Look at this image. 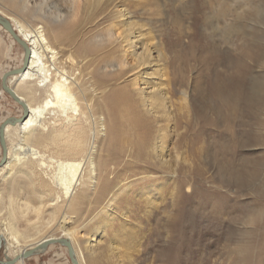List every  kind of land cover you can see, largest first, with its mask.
<instances>
[{
	"label": "rangeland",
	"instance_id": "1",
	"mask_svg": "<svg viewBox=\"0 0 264 264\" xmlns=\"http://www.w3.org/2000/svg\"><path fill=\"white\" fill-rule=\"evenodd\" d=\"M39 1L30 0L29 8L38 6ZM116 1L132 12L128 22L133 28L149 33L146 41L153 44L152 55L163 68L166 88L176 104L175 129L168 141V165L157 163L150 151L156 140L153 120L139 118L149 129L147 149L130 156L133 162L126 166L131 173L117 169L110 174L108 186L115 190L117 180L123 183L126 177L141 176L132 194L159 182L157 200L145 208L142 198L119 196L112 210L115 217L109 237L98 253L85 256V264H264V0H102L98 6L96 0H83L72 25L65 20L68 7L64 0H41V15L66 26L63 30L71 44L59 45L61 51L77 50L101 41L99 29L108 23L105 20L111 17ZM0 9L27 26L34 27L35 22L41 25L37 22L41 20H26L22 12L1 0ZM224 11L228 14L221 15ZM237 14L236 27L228 28L235 17L238 19ZM98 18L104 23H95ZM22 54L10 35L0 31V77L21 64ZM100 66L102 71L115 67ZM182 92L187 93L185 102ZM223 97L228 98L227 105ZM130 102L131 111L138 110L137 102L131 98ZM20 114L19 105L0 92V122ZM118 114L116 121H123ZM122 128L123 134L109 142L107 129H102L93 157L106 146L119 152L118 141L128 132L126 126ZM14 140L10 135L9 141ZM121 155L125 160L127 156ZM14 173L0 178V207H8V196H14L22 207L14 206L12 215L8 208H2L0 225L10 222L25 237L59 234L57 222L66 203L50 204L56 189L48 180L36 178L38 175L28 174V179L27 173ZM99 193L83 197L66 211L71 217L67 226L77 228L74 235L80 245L103 220H92L103 203ZM120 224L126 227L121 236L115 235L110 247ZM49 249L15 264H72L66 247L54 244ZM4 253L2 247L0 257Z\"/></svg>",
	"mask_w": 264,
	"mask_h": 264
},
{
	"label": "bare ground",
	"instance_id": "2",
	"mask_svg": "<svg viewBox=\"0 0 264 264\" xmlns=\"http://www.w3.org/2000/svg\"><path fill=\"white\" fill-rule=\"evenodd\" d=\"M1 1L6 2L18 12H22L26 20H41L37 21L41 25L34 21V27L27 26L0 9V14L11 22L15 31L30 49L29 61L25 70L7 79L8 86L25 102L28 113L22 122L7 125L4 129L6 160L0 165V178L13 176L15 171L27 173V177L28 174L31 177L38 175L36 178L48 180V183L56 189L50 204L66 203V209L57 222L60 228L59 234L51 233L40 236V238L36 236V239L31 236L25 237L15 230V225L2 222L0 235L2 236V247L5 248L3 259H11L47 238L62 237L67 238L71 243L77 264H85V256L91 257L98 253L102 243L109 237L108 232L115 217V212L112 210L117 198L121 195L132 194L133 185L142 179L141 176L130 180L126 177L123 183L117 180L115 190L108 186L111 183L110 174L117 169H124L128 172L129 167L126 165L133 162L130 156L147 149L149 129H147L148 126L140 124L139 118L142 116L152 118L151 123L155 126L156 132V140L150 144V151L155 159L152 160L165 165L170 150L168 141L172 139L175 129L172 122L176 104L172 102V94L166 88L163 68L156 64L158 60L152 55L151 46L153 44L148 43L149 39L146 41L149 33H143L132 27L133 24L128 22L132 12H127V8L120 2L116 1L113 4L111 14L109 13L111 17L105 20L108 23L103 24L104 20L100 18L95 21V23L100 22V25L103 24L98 33L100 42L81 45L77 50L61 51V46L58 48L59 45L71 44L66 39V31L63 30L66 26L60 22L49 21L47 16L41 15L43 8L41 0L38 6L31 8L28 6L30 0ZM64 1L68 7L65 20L68 19L67 24L72 25L79 17L83 0ZM101 1L96 0L97 6ZM226 13L227 11H224L221 15ZM237 15L238 19L235 17L228 28L232 29L234 25L236 27L239 20V14ZM0 31L8 34L1 25ZM20 47L24 54L23 47ZM98 61L100 65L113 64L115 67L112 70L102 71ZM150 68H153L152 71L147 72ZM1 77L0 88L2 89ZM228 82L226 81L227 84ZM238 84V86L241 85L239 82ZM117 87L119 93H117ZM2 91L6 93L3 89L0 90ZM182 95L181 100L185 102L187 93L182 92ZM238 95L241 96V94ZM125 96L129 97V100ZM130 98L137 102L138 110L131 111L134 108L131 107ZM227 100L228 98L225 97L223 104L227 105L229 102ZM14 102L19 105L16 101ZM125 105L127 108L124 107ZM19 107L22 113V107L20 105ZM121 108H123V113ZM117 114L121 118L124 117L123 121H116ZM104 124L107 127L103 128ZM124 126L128 132L121 141H118L119 152L110 151V147L106 146L93 157L94 144L98 138L102 137V129H107L109 136L107 142H109L112 137L115 139L123 134L122 127ZM12 134L15 140L10 142L9 136ZM122 153L127 156L125 160L120 159ZM160 185L161 183L158 182L156 186L148 184L143 188L140 187L134 191L135 194L132 196L142 198L145 208L152 207L154 201L157 200L158 194L156 193H159L157 189ZM175 190L174 185L172 194ZM96 191L100 192V202L103 201V203L92 215V220H103L98 221V227L92 228L90 234H86L81 242L83 247H81L82 245L76 241L74 235L77 228L67 226L71 217L66 211L74 208L80 199L83 197L85 199ZM15 199L14 196H8L9 205L0 207V212L3 211L2 208H8L12 215L14 206L22 207V204H16ZM51 223L49 222L48 225ZM125 227V224H120L117 232L113 233L110 247L116 240L115 235L116 237L121 236ZM22 259L18 262H22Z\"/></svg>",
	"mask_w": 264,
	"mask_h": 264
},
{
	"label": "water",
	"instance_id": "3",
	"mask_svg": "<svg viewBox=\"0 0 264 264\" xmlns=\"http://www.w3.org/2000/svg\"><path fill=\"white\" fill-rule=\"evenodd\" d=\"M0 25L1 27L10 35V37L20 46L23 47L24 50V54H23V58H22V64L19 67L13 68V69H9L8 71H5L2 74L1 77V87L2 89L14 100L16 101L21 107H22V113L19 116H8L6 118H4L1 122H0V145H1V157H0V165H2L4 163V161L6 160V141H5V137H4V129L7 125H15L16 123L22 122L28 113V108L25 104V102H23L12 90V88H10L7 84V79L9 76L15 75L17 73H20L22 71L25 70L28 61H29V56H30V49L27 45V43L18 35V33L15 31L14 27L12 26L11 22L4 17L2 14H0ZM52 245V244H60L64 247H66L67 250V254L68 257L71 261L72 264H77L74 255H73V248L71 243L69 242V240L67 238H47L45 241H43L42 243L36 245L33 248H29L24 250L22 253L14 256L11 259H6L4 260L2 257H0V264H15L17 263L20 259L22 258H27L30 257L32 255L35 254H40L43 251H45V249L48 247V245ZM2 251V236L0 235V253ZM23 260V259H22ZM21 260V261H22Z\"/></svg>",
	"mask_w": 264,
	"mask_h": 264
},
{
	"label": "crops",
	"instance_id": "4",
	"mask_svg": "<svg viewBox=\"0 0 264 264\" xmlns=\"http://www.w3.org/2000/svg\"><path fill=\"white\" fill-rule=\"evenodd\" d=\"M50 246H54V244H53V245H49V246L45 249V251H43L42 253L32 255V256H30V257L25 258L24 260L29 261V260H32L34 257H39L40 255L45 254L46 252H48V251L50 250V249H49ZM24 260H23V261H24ZM23 261H22V262H23ZM17 263H18V262H17Z\"/></svg>",
	"mask_w": 264,
	"mask_h": 264
}]
</instances>
